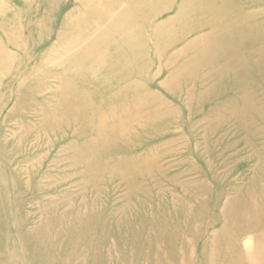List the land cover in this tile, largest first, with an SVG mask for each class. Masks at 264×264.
I'll return each mask as SVG.
<instances>
[{"label": "bare ground", "instance_id": "1", "mask_svg": "<svg viewBox=\"0 0 264 264\" xmlns=\"http://www.w3.org/2000/svg\"><path fill=\"white\" fill-rule=\"evenodd\" d=\"M94 1L106 13L61 29L52 64L36 67L12 99L6 117L19 113L41 121L33 140L25 125L20 140L6 146L0 141V223L34 248H24V242V252L8 249L0 264H55L52 246L50 252L44 246L51 242L71 247L77 257L88 255V264H104L99 246H106L107 236L124 237L129 220L145 217L149 230L158 227L144 203L146 188L159 182L151 177L156 170L167 176L161 164L178 152L183 165L174 176L170 171L171 181L184 195L183 207L174 209L189 219L187 229L205 234L198 236V252L190 248L187 254L186 242L177 247L173 241V254L184 253L181 264H259L264 259V0L89 3ZM169 13L173 16L160 19ZM93 23L100 32L93 31ZM3 51L0 72L9 74V87L19 65ZM162 72L166 76L158 83ZM50 83L54 91L42 97ZM190 158L204 159L207 179ZM231 164L240 166L237 174L236 166L228 170ZM185 172L189 177H181ZM108 184L131 190L125 197L140 206L121 218L126 226L110 225L119 208L104 198ZM211 197L213 218L199 220L202 211L196 207L206 212ZM133 222L127 231H134Z\"/></svg>", "mask_w": 264, "mask_h": 264}, {"label": "rangeland", "instance_id": "2", "mask_svg": "<svg viewBox=\"0 0 264 264\" xmlns=\"http://www.w3.org/2000/svg\"><path fill=\"white\" fill-rule=\"evenodd\" d=\"M84 1V2H83ZM82 2L79 0H0V53H6L3 51H7L8 53L14 55L18 65L19 72L12 77L13 85L9 87H5L9 82L10 78L9 74L0 72V78L3 83V87L0 88V135L3 134V138H0L3 144L10 141L20 140L25 133V125H28L30 128L29 131L32 134V140L37 137V126L39 124L40 119L35 120L31 116L27 115L28 118L24 119V114H15L12 117L8 118V111L14 106V99L17 87L20 85L19 82L23 81L24 78L29 77L30 73L38 66H41L43 62H48V64H52V60L56 57L54 56V52L57 50L56 42L58 38V32L61 29H64L68 26H73L75 23L81 22L86 17H94L97 12L106 13V7L103 4L98 3L99 1H94L93 4H90V0H83ZM154 5V4H152ZM117 8V7H116ZM115 9V8H114ZM119 10H116L114 14H117ZM110 14V13H109ZM117 15L111 16L110 19L115 18ZM168 16H173V14L164 15L160 19H167ZM109 18V17H108ZM159 19V20H160ZM92 26L94 30L99 28V25L93 23ZM97 32H100L97 30ZM74 37H77L74 34L72 37H68L64 40L65 44L68 45L74 42ZM72 39V40H71ZM3 49V50H2ZM13 59V58H12ZM166 76L165 72H162L160 77H158L157 82H162ZM12 83V82H11ZM55 89L54 83L48 84L45 88L42 97L46 95H50ZM33 96L36 99H40L41 93H33ZM168 100L171 102L178 104L176 100L172 99L169 95ZM7 103V105H5ZM4 104V105H3ZM25 105V104H24ZM45 106H48L45 105ZM38 107H36L37 110ZM20 117L24 119V124L21 123ZM40 125V124H39ZM168 136V135H167ZM173 135H169V138H173ZM7 140V141H5ZM161 141V139H158ZM158 141V142H159ZM193 139H190V143L193 142ZM194 147V142L192 143ZM239 149L243 148L242 146L238 147ZM243 150V149H242ZM178 152L176 154H169V163H162L163 168H161L160 172L167 173V176L164 175L161 177L159 171L156 170L157 173L153 172L151 177L154 180H158L159 182H155L149 185L146 188L149 194L147 195V199H144V203L146 207H149L152 210L151 216L154 218L156 222L159 223L158 227L150 228L147 223V219L142 217L139 221L137 220H129L133 222L132 227L133 230L131 232L127 231L126 223H120L121 218L128 213L129 211L138 208L137 211L140 210V206L135 205L131 200L125 197V195L131 193L129 189H119L116 184H108V190H106L105 197H109L110 203L112 202V206H118L119 210L115 214V216L110 220V225L116 228L117 226H126V229H123V234L125 235L122 238L107 236V243L105 247L99 246V251L101 256L104 257V264H181L184 253L182 251L172 252V242H178L177 247L181 245V242H186L184 252L191 251L190 248H195L197 252L201 247V243H199V237H201L204 232L197 231L194 232L191 227L187 229L184 225L186 221L189 219L186 218L183 214L178 213L174 206L183 207V205L179 204L183 202L181 196L184 193L181 191V186L174 184L171 181L172 175L174 176L177 172L178 166L182 167L181 161L178 162L177 158L182 154ZM166 154L163 152L160 156L161 161L166 159L164 156ZM184 157V156H183ZM181 159V157H179ZM206 159V158H205ZM193 160V161H192ZM204 161V159H202ZM237 162L243 165L245 160H242L241 157L236 158ZM202 161V162H203ZM189 163L197 162L202 167V171H204V177H209V168L207 165L199 161L197 158H190L188 160ZM247 162V161H246ZM234 163V162H233ZM232 163V164H233ZM229 165L228 170L234 171V167L236 166V174L240 171V166L237 165ZM245 165V164H244ZM67 166V163L63 165L64 170ZM227 170V169H225ZM172 172V175L170 173ZM180 172V171H179ZM190 174L186 172L181 175V177H189ZM237 176V175H235ZM184 178V179H185ZM207 179V178H206ZM211 183V182H209ZM208 183V184H209ZM79 185V184H78ZM216 185V184H213ZM211 186V184H210ZM194 189L198 191L199 189L192 186ZM214 187V186H213ZM212 187V188H213ZM190 189V188H189ZM81 188H76L74 193H80ZM192 190V189H191ZM144 195L141 193V196ZM145 195V196H146ZM207 197V196H206ZM134 200L135 197H131ZM129 198V199H131ZM145 198V197H143ZM73 199V198H72ZM205 200V199H204ZM209 200V199H208ZM63 204V203H62ZM139 204V201H138ZM213 199L210 198V202L208 203L206 212L203 209H200L199 205L196 207V211L199 214V220L204 219V221H209V219L213 218V213L209 212L213 210ZM99 206V205H98ZM125 207V208H123ZM132 207V208H131ZM51 210V209H50ZM50 210L47 208L45 212L49 213ZM179 210V208H178ZM120 218V219H118ZM46 220V219H45ZM44 221V220H43ZM7 224L10 222L7 221ZM146 224L147 227L142 228V226ZM10 225H12L10 223ZM17 220H15L14 226H18ZM39 226V223H38ZM184 227L183 229L181 227ZM192 226V224H191ZM7 226L5 223H0V263L3 261V252L6 250H13L10 252H24L23 245L24 240L22 237L15 236L16 233L12 230H5ZM181 228L183 234L185 236L179 237L183 234H179L178 229ZM3 229V231H2ZM19 230L16 229V232ZM133 232V235L131 233ZM199 236V237H198ZM183 237H185L183 239ZM197 237L196 241L191 242L194 238ZM137 238L139 241L137 242ZM11 239V240H10ZM9 240L10 245L8 246ZM127 240L135 241L137 244L134 246L127 245ZM188 240V241H187ZM33 241V240H31ZM144 242L143 244H139ZM169 242V243H168ZM34 243V242H33ZM247 241L244 242V244ZM12 244V245H11ZM48 248L49 252L52 246L51 254L55 255V264H88L89 261L88 255H83L81 257L76 256V251L71 247L66 245H58L55 242H51V245H44ZM134 246V247H133ZM243 246V242L240 240L236 247L241 249ZM6 247V248H5ZM245 247H248L246 244ZM24 248H34L33 244L30 241L25 242ZM39 247H36V250ZM70 248V249H69ZM105 248V250H104ZM108 250H110V254L108 256ZM194 250V249H193ZM34 251V250H33ZM108 252V253H107ZM35 253V252H34ZM34 253L32 254L34 256ZM176 253V254H175ZM3 254V255H2ZM39 257L42 256L35 253ZM50 254V253H49ZM58 255V258L56 257ZM15 256V253H14ZM32 256V257H33ZM30 257V255H29ZM2 258V259H1ZM16 258V257H15ZM91 258V256H90ZM264 259H260L259 264H264Z\"/></svg>", "mask_w": 264, "mask_h": 264}]
</instances>
